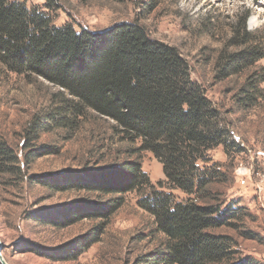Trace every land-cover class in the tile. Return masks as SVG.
<instances>
[{"label":"rangeland","instance_id":"374dc122","mask_svg":"<svg viewBox=\"0 0 264 264\" xmlns=\"http://www.w3.org/2000/svg\"><path fill=\"white\" fill-rule=\"evenodd\" d=\"M20 1L46 11L56 26L72 23L77 31L137 22L150 37L179 50L191 78L220 110L231 141L243 148L239 154H226L222 146L210 151L213 164L225 172L226 202H239L250 213L240 229L218 232L235 237L242 258L264 264V99L256 107L239 109L234 94L245 77L215 79L221 52L239 49L230 44L244 21L250 37L264 46V0ZM259 66L264 68V59ZM66 99H71L68 93L46 79L12 72L0 60V143L17 156L14 162L0 160L3 257L8 264H148L142 258L163 252L165 238L140 198L150 191L170 192L180 200L187 195L166 187L162 163L152 153L138 151L139 142L124 139L113 119L93 110L76 117L67 110ZM37 119L40 126L33 128ZM134 160L141 163L151 189L110 195L42 182ZM119 196L124 203L115 211L90 215L96 212L93 207ZM56 216L59 225L51 221ZM241 230L255 237L246 238ZM84 238L94 243L77 258H68L75 242Z\"/></svg>","mask_w":264,"mask_h":264},{"label":"trees","instance_id":"16d2710c","mask_svg":"<svg viewBox=\"0 0 264 264\" xmlns=\"http://www.w3.org/2000/svg\"><path fill=\"white\" fill-rule=\"evenodd\" d=\"M240 31L230 44L239 49L219 55L215 79L243 75L234 99L246 110L264 99V68L259 66L264 46L250 37L245 21ZM0 60L12 72L42 77L68 93L71 99L64 100L65 106L74 116L93 110L113 119L124 139L139 142L138 151L150 152L162 163L166 187L187 195L180 200L170 192L150 191L140 198L165 238V250L145 255L141 263L262 264L242 258L235 237L218 232L240 229L250 213L239 202H226L225 172L213 164L210 151L222 146L226 154H239L243 148L231 141L220 110L191 78L189 64L176 47L153 39L137 22L77 31L72 23L56 26L46 11L25 2L0 0ZM0 160L14 162L17 156L0 143ZM42 182L110 195L152 187L135 160ZM123 203L122 196L110 199L93 207L96 212L90 215H108ZM55 218L51 221L59 225ZM241 232L255 237L249 230ZM93 243L76 241L67 257L77 258Z\"/></svg>","mask_w":264,"mask_h":264},{"label":"water","instance_id":"95a60500","mask_svg":"<svg viewBox=\"0 0 264 264\" xmlns=\"http://www.w3.org/2000/svg\"><path fill=\"white\" fill-rule=\"evenodd\" d=\"M3 249H4V245L3 243L1 242V239H0V263L1 264H8L5 260V258L3 257Z\"/></svg>","mask_w":264,"mask_h":264},{"label":"built area","instance_id":"2783aa9c","mask_svg":"<svg viewBox=\"0 0 264 264\" xmlns=\"http://www.w3.org/2000/svg\"><path fill=\"white\" fill-rule=\"evenodd\" d=\"M241 183H242L243 185H245V184H246L245 179H242Z\"/></svg>","mask_w":264,"mask_h":264}]
</instances>
